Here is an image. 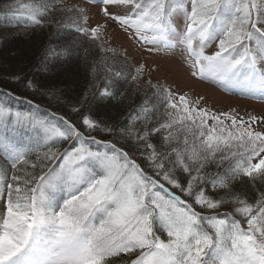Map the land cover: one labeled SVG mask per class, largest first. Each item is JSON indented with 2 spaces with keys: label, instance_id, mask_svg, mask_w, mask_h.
Instances as JSON below:
<instances>
[{
  "label": "snow or ice",
  "instance_id": "snow-or-ice-1",
  "mask_svg": "<svg viewBox=\"0 0 264 264\" xmlns=\"http://www.w3.org/2000/svg\"><path fill=\"white\" fill-rule=\"evenodd\" d=\"M0 16L49 32L34 66L49 81L85 43L102 54L75 103L28 75L0 89V264H264V116L212 111L107 40L264 100V0H11ZM121 81L152 95L113 123L93 103Z\"/></svg>",
  "mask_w": 264,
  "mask_h": 264
},
{
  "label": "trees",
  "instance_id": "trees-1",
  "mask_svg": "<svg viewBox=\"0 0 264 264\" xmlns=\"http://www.w3.org/2000/svg\"><path fill=\"white\" fill-rule=\"evenodd\" d=\"M9 3H11V0H0V10L4 9ZM50 31L55 32L56 29L53 28ZM48 35L49 32L24 26L23 21L17 26L15 20L9 21L0 16V89L10 87L8 81L13 74L28 75L36 81L44 84L52 83L57 86L60 89L62 102L75 103V100L91 79L85 71L86 65L98 63L102 59V54L90 43H85L79 57L74 58L70 64L61 66L58 69L56 80L49 81L34 69L41 51L40 42ZM51 39H55V36H51ZM107 56L109 64L119 65L121 57H111L110 54H107ZM106 74L104 66L100 65L96 72L98 86L104 82ZM121 85L122 87L119 90L122 95L112 105H106L99 101L93 103V108L97 114L103 119L111 120L113 123H123L125 117L140 104L145 95H152L150 89L138 93L135 85L130 82L124 83L121 81ZM27 98H31V96ZM36 100L41 103L42 107H48L46 100H41L40 97H36ZM52 110H56L58 114H63L65 111V109L58 108L55 104H53ZM73 118H75V114H73ZM240 187L242 190L248 189L245 184H241Z\"/></svg>",
  "mask_w": 264,
  "mask_h": 264
},
{
  "label": "rangeland",
  "instance_id": "rangeland-1",
  "mask_svg": "<svg viewBox=\"0 0 264 264\" xmlns=\"http://www.w3.org/2000/svg\"><path fill=\"white\" fill-rule=\"evenodd\" d=\"M64 4L71 6L73 4H85V0H63ZM90 11V23L95 24L97 19L91 18L95 12V5L86 4ZM109 46L123 53L128 51V60L135 66L138 62H147L158 64L161 71L154 74L153 80H159L161 83H167L173 90L187 92L192 98L203 97V103L215 112H237L247 118L249 115L264 116V100L260 99L259 94L255 96H245L238 91L225 92L209 83L194 80L190 78L185 69L179 63V57L167 59L162 56L148 55L145 52H138L134 49L131 42L119 32H113L109 29L107 34ZM111 57L112 54H110ZM25 106V107H24ZM20 110H27V104H16Z\"/></svg>",
  "mask_w": 264,
  "mask_h": 264
}]
</instances>
